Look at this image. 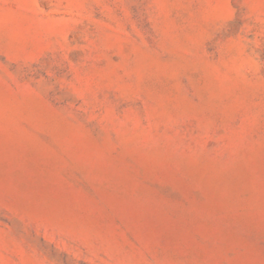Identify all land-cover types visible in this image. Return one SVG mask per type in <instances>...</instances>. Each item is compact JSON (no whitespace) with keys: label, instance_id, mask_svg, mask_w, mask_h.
Here are the masks:
<instances>
[{"label":"rangeland","instance_id":"1","mask_svg":"<svg viewBox=\"0 0 264 264\" xmlns=\"http://www.w3.org/2000/svg\"><path fill=\"white\" fill-rule=\"evenodd\" d=\"M0 264H264V0H0Z\"/></svg>","mask_w":264,"mask_h":264}]
</instances>
